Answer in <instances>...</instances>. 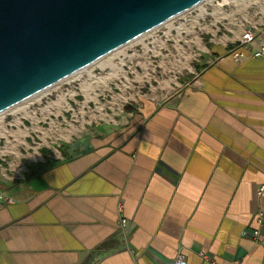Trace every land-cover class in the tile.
Wrapping results in <instances>:
<instances>
[{"label": "crops", "instance_id": "crops-1", "mask_svg": "<svg viewBox=\"0 0 264 264\" xmlns=\"http://www.w3.org/2000/svg\"><path fill=\"white\" fill-rule=\"evenodd\" d=\"M202 34L191 78L159 82L165 95L86 128L52 165L11 173L3 161L20 151L0 139V191L14 197L0 201V264H172L179 251L187 264H264V60L234 62L226 29ZM21 126L6 132L15 148Z\"/></svg>", "mask_w": 264, "mask_h": 264}, {"label": "rangeland", "instance_id": "rangeland-1", "mask_svg": "<svg viewBox=\"0 0 264 264\" xmlns=\"http://www.w3.org/2000/svg\"><path fill=\"white\" fill-rule=\"evenodd\" d=\"M223 1L206 0L138 41L111 53L80 74L1 114L0 139L4 141L7 138L9 146L16 152L20 151V154L5 159L4 165H11V173L16 171L25 176L38 170L43 160L45 165H52L64 145L81 136L86 128L102 124L104 119L118 120L130 104L138 103L141 96L151 95L152 88L157 89L156 93L165 95L158 88L159 82L191 78L193 74L190 71L198 63L194 57L200 53L198 42H202L201 37L208 40L202 31L197 30L198 18L204 14V10L218 20L221 18L223 24L227 18H233L236 23L245 20L260 23L263 19L264 0H232L224 9L220 8V17L211 10ZM212 16L206 21L215 24ZM184 20L192 21V25H187L188 30H174ZM203 55L202 51L198 59L203 60ZM84 105L87 106V114L83 115L82 120ZM22 122L27 128L23 149L15 148V142L11 143L6 133L13 129L17 131L18 127L23 126ZM8 123L11 125L6 128Z\"/></svg>", "mask_w": 264, "mask_h": 264}, {"label": "water", "instance_id": "water-1", "mask_svg": "<svg viewBox=\"0 0 264 264\" xmlns=\"http://www.w3.org/2000/svg\"><path fill=\"white\" fill-rule=\"evenodd\" d=\"M205 1L0 0V115Z\"/></svg>", "mask_w": 264, "mask_h": 264}, {"label": "built area", "instance_id": "built-area-1", "mask_svg": "<svg viewBox=\"0 0 264 264\" xmlns=\"http://www.w3.org/2000/svg\"><path fill=\"white\" fill-rule=\"evenodd\" d=\"M229 2H232V0H228ZM225 6V5H224ZM224 6H221L220 3L218 5H214L213 9L211 10L213 13H215L217 16H222V9H224ZM204 14H201V17L198 19L199 27H197V30L202 33H205L208 27H220L221 29L228 30L232 36H236V45L234 48L229 49L226 53L230 57L233 58L234 62L241 63L247 60H254V59H261L264 60V16L260 23L253 21H240L237 23V28H240L239 34L234 31L228 29L220 20L216 19V17L212 16V13H208L204 10ZM209 16H212L215 19V24L210 21L207 22L206 19L209 18ZM223 19V18H222ZM224 22V21H223ZM187 25H192L191 20H184V23L175 28L177 32H185V29L188 30L189 27ZM190 32V30H189ZM192 33V32H190ZM237 34V35H235ZM264 192V187H261L259 190L258 196L261 195ZM4 201L7 204L11 205L14 203V197L11 194H7L6 192L0 191V201ZM119 213H120V221H119V232H124L128 221L127 219H124L122 217L123 213V206L120 205L119 207ZM256 223L258 227H260L264 223V213L262 211L258 212V217L256 219ZM260 237V231L254 230L253 232V239L255 242L259 241ZM172 264H187V260L185 255L179 251L175 254V257L173 258Z\"/></svg>", "mask_w": 264, "mask_h": 264}, {"label": "bare ground", "instance_id": "bare-ground-1", "mask_svg": "<svg viewBox=\"0 0 264 264\" xmlns=\"http://www.w3.org/2000/svg\"><path fill=\"white\" fill-rule=\"evenodd\" d=\"M142 37H144V36H142ZM141 38V37H140ZM139 38V39H140ZM138 39V40H139ZM138 40H136V41H138ZM85 70V69H84ZM81 72H83V70L81 71ZM81 72H79V73H77V74H80ZM77 74H74V75H72V76H75V75H77ZM72 76H70L69 78H71ZM68 80V79H67ZM66 81V80H65ZM48 90V89H47ZM47 90H44V91H42V92H40V94H38L37 96H35V97H38V96H40L41 94H43V93H45V91H47ZM34 98V97H33Z\"/></svg>", "mask_w": 264, "mask_h": 264}, {"label": "trees", "instance_id": "trees-1", "mask_svg": "<svg viewBox=\"0 0 264 264\" xmlns=\"http://www.w3.org/2000/svg\"><path fill=\"white\" fill-rule=\"evenodd\" d=\"M40 168V167H39Z\"/></svg>", "mask_w": 264, "mask_h": 264}]
</instances>
